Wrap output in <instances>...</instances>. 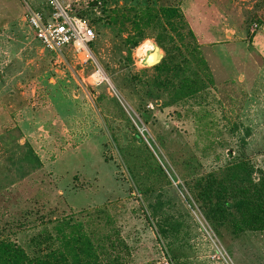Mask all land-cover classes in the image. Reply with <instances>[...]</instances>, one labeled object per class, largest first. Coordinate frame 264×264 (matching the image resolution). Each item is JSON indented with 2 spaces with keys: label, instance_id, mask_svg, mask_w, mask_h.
Wrapping results in <instances>:
<instances>
[{
  "label": "rangeland",
  "instance_id": "obj_1",
  "mask_svg": "<svg viewBox=\"0 0 264 264\" xmlns=\"http://www.w3.org/2000/svg\"><path fill=\"white\" fill-rule=\"evenodd\" d=\"M61 1L93 28L85 65L34 40L24 3L42 0H0V243L264 264V0Z\"/></svg>",
  "mask_w": 264,
  "mask_h": 264
},
{
  "label": "built area",
  "instance_id": "obj_2",
  "mask_svg": "<svg viewBox=\"0 0 264 264\" xmlns=\"http://www.w3.org/2000/svg\"><path fill=\"white\" fill-rule=\"evenodd\" d=\"M24 5L26 26L43 51L58 57L69 51L83 65L93 60V28L87 20L74 13L71 7L61 0H42L44 10L33 8L27 3ZM90 78L94 86L107 82L100 69H96Z\"/></svg>",
  "mask_w": 264,
  "mask_h": 264
},
{
  "label": "trees",
  "instance_id": "obj_3",
  "mask_svg": "<svg viewBox=\"0 0 264 264\" xmlns=\"http://www.w3.org/2000/svg\"><path fill=\"white\" fill-rule=\"evenodd\" d=\"M42 8L44 10L43 6L41 8L37 7L36 9L41 10ZM203 188L213 189V183L208 181ZM226 207L228 208L229 205H226ZM263 221L264 216L262 215H256L253 219L255 224H260ZM59 227L60 224L56 227L57 231ZM48 236L49 241L51 236ZM62 249L67 251L66 255ZM67 257H69L72 263ZM92 258H94L93 246L84 234L76 235L71 233L70 236L65 239L63 247H57L42 257L34 258L27 256L25 252L15 244L0 243V264H91Z\"/></svg>",
  "mask_w": 264,
  "mask_h": 264
},
{
  "label": "water",
  "instance_id": "obj_4",
  "mask_svg": "<svg viewBox=\"0 0 264 264\" xmlns=\"http://www.w3.org/2000/svg\"><path fill=\"white\" fill-rule=\"evenodd\" d=\"M158 51L159 50L157 48H154L153 53L149 54V56L145 58V60H144L145 66L154 67L161 62L162 56L157 54ZM150 57H151V60H150Z\"/></svg>",
  "mask_w": 264,
  "mask_h": 264
},
{
  "label": "bare ground",
  "instance_id": "obj_5",
  "mask_svg": "<svg viewBox=\"0 0 264 264\" xmlns=\"http://www.w3.org/2000/svg\"><path fill=\"white\" fill-rule=\"evenodd\" d=\"M140 51H142L143 53H145L146 57L149 56V54H152L154 51V48H152V46L149 43H144L140 48ZM142 53V54H143ZM157 54L159 55V52H157ZM140 56V55H139ZM151 60V57H150ZM102 77V76H101Z\"/></svg>",
  "mask_w": 264,
  "mask_h": 264
}]
</instances>
